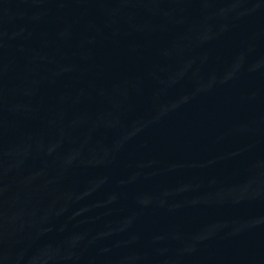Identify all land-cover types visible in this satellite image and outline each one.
<instances>
[{
    "label": "water",
    "instance_id": "water-1",
    "mask_svg": "<svg viewBox=\"0 0 264 264\" xmlns=\"http://www.w3.org/2000/svg\"><path fill=\"white\" fill-rule=\"evenodd\" d=\"M0 264H264V0H0Z\"/></svg>",
    "mask_w": 264,
    "mask_h": 264
}]
</instances>
